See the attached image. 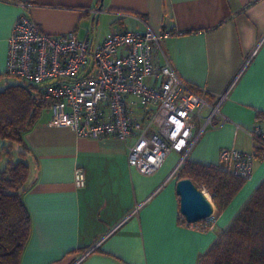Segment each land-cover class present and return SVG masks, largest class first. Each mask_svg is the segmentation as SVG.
Masks as SVG:
<instances>
[{
	"label": "crops",
	"instance_id": "obj_1",
	"mask_svg": "<svg viewBox=\"0 0 264 264\" xmlns=\"http://www.w3.org/2000/svg\"><path fill=\"white\" fill-rule=\"evenodd\" d=\"M20 2L31 3L29 15L44 32L73 31L94 45L111 27L172 30L163 49L178 75L211 105L226 94L215 125L187 159L218 166L221 148L262 146L247 131L264 130V0H103L96 26L99 0H0V75ZM50 117L45 107L23 134L30 174L22 200L31 231L19 264H199L264 180V157L256 158L251 178L221 211L213 203L211 227L202 231L183 223L178 179H167L178 153L143 175L128 162L132 138L79 137L49 125ZM77 167L82 188L73 182Z\"/></svg>",
	"mask_w": 264,
	"mask_h": 264
},
{
	"label": "built area",
	"instance_id": "obj_2",
	"mask_svg": "<svg viewBox=\"0 0 264 264\" xmlns=\"http://www.w3.org/2000/svg\"><path fill=\"white\" fill-rule=\"evenodd\" d=\"M19 6L7 38L3 74L37 87V97L51 113L48 124L68 127L79 137L132 138L128 162L143 175L154 173L176 152L180 157L167 179L174 177L201 135L215 125L226 96L211 105L178 75L163 49V41L174 32H155L147 24L143 30L111 27L94 45L73 31L44 32L29 15L31 3ZM247 133L264 144L260 127ZM256 158L255 148H221L218 167L247 181ZM73 182L76 188L85 186L81 168H75ZM200 188L211 198L203 185Z\"/></svg>",
	"mask_w": 264,
	"mask_h": 264
},
{
	"label": "trees",
	"instance_id": "obj_3",
	"mask_svg": "<svg viewBox=\"0 0 264 264\" xmlns=\"http://www.w3.org/2000/svg\"><path fill=\"white\" fill-rule=\"evenodd\" d=\"M100 4V0H99ZM0 77H6L4 74ZM38 89L20 81L0 90V264H19L31 231V218L22 200L29 187L30 166L26 161L23 134L35 124L45 105ZM5 142L7 146H5ZM264 146V144H262ZM255 147L257 158L264 147ZM17 150V159L11 150ZM204 185L221 211L245 182L220 170L185 159L175 175ZM183 223L206 231L209 220ZM199 264H264V180L260 182L231 223L225 227Z\"/></svg>",
	"mask_w": 264,
	"mask_h": 264
},
{
	"label": "water",
	"instance_id": "obj_4",
	"mask_svg": "<svg viewBox=\"0 0 264 264\" xmlns=\"http://www.w3.org/2000/svg\"><path fill=\"white\" fill-rule=\"evenodd\" d=\"M103 0H100L95 16V26ZM94 26V27H95ZM92 63L90 62L89 69ZM175 192L179 198V213L186 222L193 224L198 221L209 220L214 215V205L201 188L189 178L178 179Z\"/></svg>",
	"mask_w": 264,
	"mask_h": 264
},
{
	"label": "rangeland",
	"instance_id": "obj_5",
	"mask_svg": "<svg viewBox=\"0 0 264 264\" xmlns=\"http://www.w3.org/2000/svg\"><path fill=\"white\" fill-rule=\"evenodd\" d=\"M16 82H18V80L16 78L2 77V78H0V90H3L8 84H12V83H16ZM44 112H46V111H44ZM2 143H5V142H2ZM5 144H6L5 146H7V143H5ZM11 157L13 160L17 159V150L16 149L11 150Z\"/></svg>",
	"mask_w": 264,
	"mask_h": 264
}]
</instances>
